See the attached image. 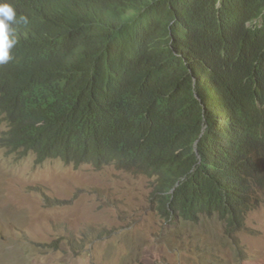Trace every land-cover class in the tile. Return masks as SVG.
<instances>
[{"label":"clouds","instance_id":"obj_1","mask_svg":"<svg viewBox=\"0 0 264 264\" xmlns=\"http://www.w3.org/2000/svg\"><path fill=\"white\" fill-rule=\"evenodd\" d=\"M106 1L0 0V71H8L18 80L20 92L34 103V121L42 131L65 145L103 154L110 162L100 167L89 162L74 167L60 158L39 161L34 151L7 148L1 142L0 150L17 160L32 157L35 165L57 160L73 168L90 166L98 171L111 166L144 176L151 181L150 199L154 198L158 214L167 222L180 219L195 224L203 216L223 219L217 211H200L194 221L178 213L165 217L160 198L165 197L167 206L174 208L172 200L181 190L187 189L190 195L198 170L209 192L236 197L245 174L264 168V72L258 76L254 69L232 68L226 78L231 81L240 75L248 85L233 87V93L225 97L210 63L200 73L191 71L193 97L201 107L194 114L189 113V103L174 99V87H161L155 95L146 96L138 68L127 75L117 70L111 74L112 59L96 63L95 69L90 60L87 45L95 28L108 36L102 23ZM250 26L246 18L244 33L248 34ZM102 70L105 74L100 80ZM207 98L213 101L209 103ZM0 119L5 125L1 140L11 126L1 109ZM123 162L142 163L151 174L126 169ZM33 189L49 205L44 188L36 185ZM263 202L264 195L246 212L238 231L244 229L247 215ZM193 204L200 210L211 206L206 192L196 195ZM224 220L227 226V218ZM118 234L116 229L93 227L90 243ZM90 249L93 252V246ZM132 249L127 246L126 253Z\"/></svg>","mask_w":264,"mask_h":264},{"label":"trees","instance_id":"obj_2","mask_svg":"<svg viewBox=\"0 0 264 264\" xmlns=\"http://www.w3.org/2000/svg\"><path fill=\"white\" fill-rule=\"evenodd\" d=\"M106 4L102 23L107 26L108 36L95 28L87 45L90 60L95 69L96 63L112 59L111 74L117 70L120 75H127L138 68L142 76L139 84L145 88L146 96L155 95L161 87H174V99L189 103V113L194 114L201 107L193 97L191 71L200 73L210 63L225 97L233 93V87L248 85L240 75L231 81L226 78L232 68L254 69L258 76L264 72V0H107ZM246 18L251 23L248 34L242 29ZM104 74V70L99 73L100 80ZM131 82L132 79L128 84ZM0 109L11 126L0 140L4 147L32 150L39 161L60 158L74 167L84 162L96 167L110 162L103 154L65 145L42 131L34 121V103L20 92L18 80L8 71H0ZM121 165L151 174L142 163ZM194 176L190 195L187 189L181 190L172 200L174 208L167 206L165 197L160 198L165 217L178 213L183 219L194 221L200 211H217L223 219L227 218V230L234 232L242 228L246 212L255 208L264 195V168L245 174L236 197L209 192L201 171ZM205 192L211 206L200 210L194 206V198Z\"/></svg>","mask_w":264,"mask_h":264},{"label":"rangeland","instance_id":"obj_3","mask_svg":"<svg viewBox=\"0 0 264 264\" xmlns=\"http://www.w3.org/2000/svg\"><path fill=\"white\" fill-rule=\"evenodd\" d=\"M33 162L0 150V264H264V202L229 234L216 217L165 221L144 176ZM93 227L119 234L90 243Z\"/></svg>","mask_w":264,"mask_h":264},{"label":"bare ground","instance_id":"obj_4","mask_svg":"<svg viewBox=\"0 0 264 264\" xmlns=\"http://www.w3.org/2000/svg\"><path fill=\"white\" fill-rule=\"evenodd\" d=\"M111 35V34H110ZM15 95V94H14ZM19 98V97H18ZM18 100V99H17ZM30 103V102H29ZM33 103V102H32ZM33 105V104H32Z\"/></svg>","mask_w":264,"mask_h":264}]
</instances>
